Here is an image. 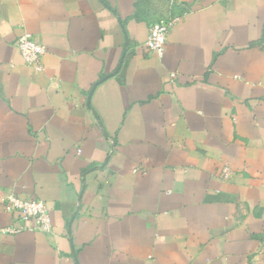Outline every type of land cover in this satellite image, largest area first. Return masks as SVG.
<instances>
[{
	"label": "crops",
	"instance_id": "crops-1",
	"mask_svg": "<svg viewBox=\"0 0 264 264\" xmlns=\"http://www.w3.org/2000/svg\"><path fill=\"white\" fill-rule=\"evenodd\" d=\"M10 193L53 234L0 264H264V0H0V231Z\"/></svg>",
	"mask_w": 264,
	"mask_h": 264
},
{
	"label": "built area",
	"instance_id": "built-area-1",
	"mask_svg": "<svg viewBox=\"0 0 264 264\" xmlns=\"http://www.w3.org/2000/svg\"><path fill=\"white\" fill-rule=\"evenodd\" d=\"M178 19L160 22L150 28L146 46L148 50L163 57L166 51L167 39ZM17 48L21 54L24 64L37 71H42L43 58L47 53L44 45L39 43L32 34L25 32L17 41ZM91 108V107H90ZM221 179L228 181L233 171L226 165L221 169ZM5 211L18 214L17 225H11L2 229L3 234L15 235L24 231L39 232L47 235L53 234V224L47 204L40 199H22L14 193L5 197Z\"/></svg>",
	"mask_w": 264,
	"mask_h": 264
}]
</instances>
